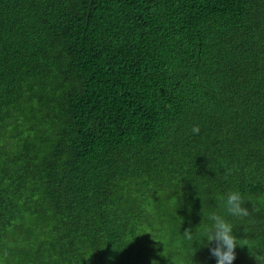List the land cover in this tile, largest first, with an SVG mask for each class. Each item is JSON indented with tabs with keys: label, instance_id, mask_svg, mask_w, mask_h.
Segmentation results:
<instances>
[{
	"label": "trees",
	"instance_id": "1",
	"mask_svg": "<svg viewBox=\"0 0 264 264\" xmlns=\"http://www.w3.org/2000/svg\"><path fill=\"white\" fill-rule=\"evenodd\" d=\"M233 189L264 264V0H0V264H215Z\"/></svg>",
	"mask_w": 264,
	"mask_h": 264
},
{
	"label": "clouds",
	"instance_id": "2",
	"mask_svg": "<svg viewBox=\"0 0 264 264\" xmlns=\"http://www.w3.org/2000/svg\"><path fill=\"white\" fill-rule=\"evenodd\" d=\"M220 199L226 215L210 213L209 223L200 222L194 230L191 228L185 230L183 236L192 244V247L195 243L198 247L207 248L210 256L215 259V264H233L236 259V248L242 246L232 218L244 219L250 213L245 206L244 194L239 189L228 191ZM194 255L190 257L191 264H194ZM151 264H157V261L153 260Z\"/></svg>",
	"mask_w": 264,
	"mask_h": 264
}]
</instances>
